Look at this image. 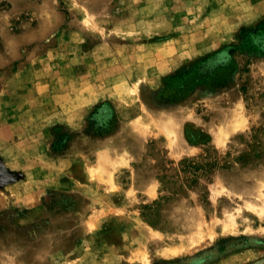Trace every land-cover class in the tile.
<instances>
[{
	"label": "rangeland",
	"instance_id": "obj_1",
	"mask_svg": "<svg viewBox=\"0 0 264 264\" xmlns=\"http://www.w3.org/2000/svg\"><path fill=\"white\" fill-rule=\"evenodd\" d=\"M0 264H264V0H0Z\"/></svg>",
	"mask_w": 264,
	"mask_h": 264
}]
</instances>
